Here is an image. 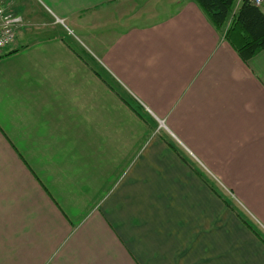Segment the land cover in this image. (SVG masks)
Segmentation results:
<instances>
[{
    "label": "crops",
    "instance_id": "1",
    "mask_svg": "<svg viewBox=\"0 0 264 264\" xmlns=\"http://www.w3.org/2000/svg\"><path fill=\"white\" fill-rule=\"evenodd\" d=\"M38 1L88 43L23 17L0 51V264H264L224 200L264 232V49L194 0Z\"/></svg>",
    "mask_w": 264,
    "mask_h": 264
},
{
    "label": "trees",
    "instance_id": "2",
    "mask_svg": "<svg viewBox=\"0 0 264 264\" xmlns=\"http://www.w3.org/2000/svg\"><path fill=\"white\" fill-rule=\"evenodd\" d=\"M202 9L215 29L231 44L244 62L264 49V13L261 7L243 0H194ZM99 74V73H98ZM103 80L141 117L145 118L140 106L126 95L114 78L100 74ZM210 183V182H209ZM213 189L216 187L210 183ZM243 220V222L264 243V232L257 224L234 204L232 198L224 199Z\"/></svg>",
    "mask_w": 264,
    "mask_h": 264
},
{
    "label": "rangeland",
    "instance_id": "3",
    "mask_svg": "<svg viewBox=\"0 0 264 264\" xmlns=\"http://www.w3.org/2000/svg\"><path fill=\"white\" fill-rule=\"evenodd\" d=\"M4 2V0H3ZM21 4V16L24 17V21H26L27 24V30H32L38 32L40 35H47L51 32H62V36L69 41L71 44H73L76 47H82L83 45H87L88 41L82 38V34H80L78 31L74 30V26L71 23H65V25H51L47 26L46 23H49L50 16L48 15L47 11L51 12L52 10L50 8L41 7V3L38 0H20ZM144 25L143 23L137 21L130 22L128 24H115L117 27H121V25ZM74 30L77 37L74 34L69 33V30ZM71 30V31H72ZM84 41V43H82ZM86 43V44H85ZM85 48V47H84ZM220 186V184H218ZM221 187V186H220ZM227 192L226 188L223 189Z\"/></svg>",
    "mask_w": 264,
    "mask_h": 264
},
{
    "label": "built area",
    "instance_id": "4",
    "mask_svg": "<svg viewBox=\"0 0 264 264\" xmlns=\"http://www.w3.org/2000/svg\"><path fill=\"white\" fill-rule=\"evenodd\" d=\"M243 0H238L240 3ZM257 7L264 6V0H248ZM24 24L23 18L19 14L11 13L7 10L3 0H0V51L11 47L16 41L17 31Z\"/></svg>",
    "mask_w": 264,
    "mask_h": 264
}]
</instances>
